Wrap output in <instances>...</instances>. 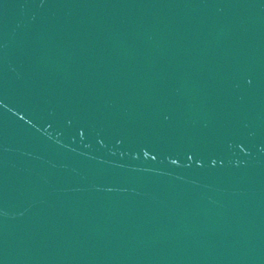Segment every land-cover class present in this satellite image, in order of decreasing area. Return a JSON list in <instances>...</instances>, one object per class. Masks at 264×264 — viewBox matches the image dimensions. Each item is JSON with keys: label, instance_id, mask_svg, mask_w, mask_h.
<instances>
[{"label": "water", "instance_id": "water-1", "mask_svg": "<svg viewBox=\"0 0 264 264\" xmlns=\"http://www.w3.org/2000/svg\"><path fill=\"white\" fill-rule=\"evenodd\" d=\"M0 264H264V0H0Z\"/></svg>", "mask_w": 264, "mask_h": 264}]
</instances>
